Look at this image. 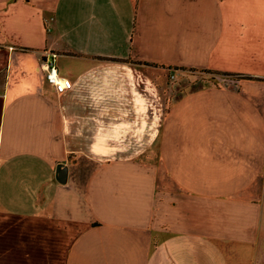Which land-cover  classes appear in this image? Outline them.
I'll list each match as a JSON object with an SVG mask.
<instances>
[{"label": "crops", "instance_id": "crops-1", "mask_svg": "<svg viewBox=\"0 0 264 264\" xmlns=\"http://www.w3.org/2000/svg\"><path fill=\"white\" fill-rule=\"evenodd\" d=\"M0 264H264V0H0Z\"/></svg>", "mask_w": 264, "mask_h": 264}, {"label": "built area", "instance_id": "built-area-1", "mask_svg": "<svg viewBox=\"0 0 264 264\" xmlns=\"http://www.w3.org/2000/svg\"><path fill=\"white\" fill-rule=\"evenodd\" d=\"M47 57L44 60L42 66L45 70L47 81L52 84L56 91L63 93L73 87V82L70 78L61 75L56 64V54H46ZM175 78V75H172Z\"/></svg>", "mask_w": 264, "mask_h": 264}, {"label": "rangeland", "instance_id": "rangeland-1", "mask_svg": "<svg viewBox=\"0 0 264 264\" xmlns=\"http://www.w3.org/2000/svg\"><path fill=\"white\" fill-rule=\"evenodd\" d=\"M187 71V74L188 73H190V74H195L196 75V79H197V81H199L200 80V76H203V75H205V77H209V78H213V77H215L214 75H212V74H210L209 72H207V71H201V72H199V71H194V70H186ZM186 76V75H185ZM194 78H193V80L191 81V83L193 82L194 83ZM182 85V87H183V91H186V89L188 88V89H191V88H193V87H196L197 86V84H181Z\"/></svg>", "mask_w": 264, "mask_h": 264}]
</instances>
